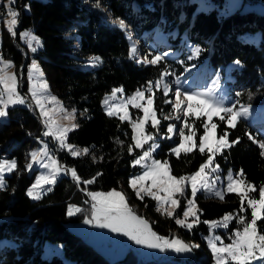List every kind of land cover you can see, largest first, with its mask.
I'll list each match as a JSON object with an SVG mask.
<instances>
[{"label": "trees", "instance_id": "obj_1", "mask_svg": "<svg viewBox=\"0 0 264 264\" xmlns=\"http://www.w3.org/2000/svg\"><path fill=\"white\" fill-rule=\"evenodd\" d=\"M211 1L218 5L223 2ZM243 1L264 5V0ZM96 3L97 0H15V6L20 8L16 30L10 33L2 28L0 54L12 61L21 81V92L25 93L27 63L33 56L43 70L49 89L65 106L75 109L77 127L67 132L65 141L80 152L73 156L63 147L56 156L59 164L73 168L79 183L65 174L39 199H30L26 187L32 181L34 170L26 171L29 151L37 145L39 138H46L48 144L51 138L42 135L37 114L30 104L6 107L5 119L0 121V157L13 158L17 167L4 176V187L0 189V264H65L56 254L49 257L41 254L44 240L62 243L63 256L74 260L75 264H135L125 258L109 262L64 223L82 216L81 211L74 216L66 213L69 201L83 202L86 198L84 190L120 188L137 168L130 163L138 149L133 146L129 121L121 120L115 114L108 115L101 106L102 96L113 86H121L128 93L150 83L153 106L159 117L158 128L162 132L167 122L162 116L171 113L173 107L172 103L165 102L166 95L155 82L167 66L179 74L183 66L192 61H207L215 70L237 60L240 66L232 70L230 92H239V96L233 95L242 103H264V10L236 8L222 14L216 7L196 10L194 0H100V6L95 7ZM112 19L123 20L149 56L165 49H173L177 55H162L163 59L156 64L137 62L130 58V45L124 30ZM154 29L164 34L166 42L154 41L147 46L146 41L152 38ZM21 30H28L38 37L40 43L34 47L36 51L29 49ZM172 30H175L174 34L170 33ZM253 31H259L257 41L246 36ZM187 40L201 49L200 54L190 60L185 58L186 54H192L185 44ZM89 55L99 57L100 61L95 66H84ZM24 59L26 62L22 64ZM188 119L193 120L198 137L203 130L202 119L189 116ZM213 120L217 124V134L227 133L231 145L222 147L213 161L223 171L228 168L242 171V179L256 187L257 191L251 193L256 196L260 185L264 184V156L258 146L263 138L264 123L240 118L236 126L231 127L219 117L215 116ZM151 128L147 123L146 130ZM159 141L154 156L167 161L173 175L196 170L209 155L207 151L201 154L197 146L192 152L173 153L171 148L177 135L171 139L165 136ZM84 149H88L87 153ZM87 181L93 182L85 183ZM239 197L236 192L226 193L223 199L197 192L194 198L200 222L193 225L191 233L175 226L167 215L153 210L152 201L148 205L155 222L148 221L152 231L156 228L171 235L184 234L204 245L202 234L208 232L204 222L209 219L234 213L229 226L220 230L230 233L232 228L242 226L237 222L238 216H243L245 221L251 217L245 201L246 211H240ZM182 204L181 201L179 207ZM257 227L260 234H264V220H258ZM166 256L169 260L161 264H185L187 261L186 256ZM193 256L194 262L188 264H213L208 250L203 256ZM142 264L160 263L154 260Z\"/></svg>", "mask_w": 264, "mask_h": 264}, {"label": "rangeland", "instance_id": "obj_2", "mask_svg": "<svg viewBox=\"0 0 264 264\" xmlns=\"http://www.w3.org/2000/svg\"><path fill=\"white\" fill-rule=\"evenodd\" d=\"M194 1L196 2V10H209L213 7H216L217 11L219 13H222V14H226L228 12H231V11L235 10L236 8H240V10H242V11L251 10V9H256L258 11L264 10V5H262L258 2L248 3V2L243 1V0H223L221 5L213 3L211 0H194ZM14 3H15V0H14ZM14 3L11 5V7L19 15L20 8L15 6ZM7 4H8V0H0V42H1L2 28L6 29L8 32H10L9 26H10L11 17L8 15L7 7H5V5H7ZM23 8H26V5H24ZM118 20H120V19H112V21H118ZM17 21H18V18H17ZM17 25H18V22L15 26H13V31H11L10 33L15 32ZM170 33L174 34L175 30L170 31ZM20 34L24 38V41L28 45L30 50L32 48H34L35 46H37L36 39H38V37L34 33L30 32L28 30H21ZM124 35L126 36L127 40L129 41L130 50L133 47H135L137 49V52L134 54V58L136 60L145 63L144 62L145 58L150 61L153 59L154 56H156V54L149 56L145 51L142 50V48L140 47L138 37L135 36V34L133 32H131V30L129 28H127V26H126V29L124 30ZM151 35H152V38L148 39L146 41L145 45H147V46L152 45V43L154 41H157L159 39L157 36H159L164 41V43L166 42V39L164 38L165 36H163L164 34H161L160 31H157L156 29L152 30ZM246 36L248 37L249 40L257 41L259 38V31L249 32L246 34ZM185 44L187 46H189V50L191 51V53H192V49L199 48V46L197 44L191 43L188 40L185 42ZM164 53L167 56L177 55V52L173 49H165ZM91 57H93V56L89 55L86 58V61L83 64L84 66H88V65L95 66V64H92L89 62ZM0 61L11 62V66L7 67L5 69V74L7 76H10V77L11 76L16 77V81L18 84V89H17L18 94L24 99L25 103L30 104V106L32 105L31 109L34 108V110L38 116H43V119H40V121H39L40 126H41L42 135H44L45 132H48L51 129V134L48 136H45V135L44 136L48 137V138L50 137L54 142H56L58 145H60V141L56 138L59 135V130L64 129V128H70L71 129L72 124L76 125V121H75L76 113L75 112L73 113V110H75V109L73 107L65 106L62 103V100L49 89V86L46 82L43 70L41 69L37 58H35L33 56L29 57V61L27 63L26 74H25L26 88H25L24 94L21 92V81L19 80V77L17 76V74L14 71L12 61L9 58L3 57L1 54H0ZM33 62H35L36 66H37L36 69H32ZM236 62H237V60H231L222 66H218L217 68H215V70L213 71V73L211 75H210V67H208V64L205 65L204 63H201V62H199V63L198 62H190V63L186 64L184 69H183V72L181 74L175 73L172 69L169 68V66H167L163 70V72L161 73L160 81H162V82L159 83L160 84L159 85V84H157V82L159 81L158 80L155 82V85L157 87L159 86L162 93H164V94H165L164 84L168 85L169 91L167 94H165L166 95L165 102L167 101L169 103H172V105L176 102L175 93L177 90H180L181 92H188V93H192V92L209 93V90L211 89V90H213L210 93L212 98L216 99L217 101L222 100V102L225 106H233L234 105L236 110H239L241 107H248L249 108L248 114L244 117H241V118L247 119V120L252 121V122L264 123V103H260V104H252V103H247V102L242 103V102H239V100H237L236 96L233 95L232 92H230L231 79L233 77L232 70L234 68H238L240 66V64H237ZM0 67H3V63H0ZM165 72H167L166 76H164ZM162 77H163V80H162ZM187 79H191V81L188 85L185 84ZM206 79H207V81H205ZM9 83H11V82L9 81ZM45 83L47 84V88H44L42 86ZM150 85L151 84L148 83L144 88H137V89H135L131 92H128V93L124 92L121 86H113L109 91L104 93V95L102 96L101 106L105 112L108 113L109 111H111L113 114L118 115L119 117L127 114L128 118L125 120L129 121V123L131 125V129H132V123L131 122L136 121L137 119H144L145 113L143 111V108L133 107L132 103L129 102V98L133 97V95L137 92V90H141L144 92V96L142 98L137 97L136 103H140L141 105H143V107H147L148 106V99L151 98L152 99V108L155 111L154 106H153V89H152V86H151V91H148V88ZM114 89H121L122 91H118L115 93V95H113ZM33 92H35V94H36L35 98L33 97V94H32ZM0 93L3 94V99L5 101H7L8 100V94H7L3 84H0ZM53 97L55 98L54 100L52 99ZM13 98H15V97H13ZM181 99H183V97H181ZM37 100L40 101L39 105L36 103ZM105 101H107V102L105 103ZM17 104H19V103H17ZM10 105H14V104H9L8 106H10ZM0 106H2V105H0ZM181 107L186 108V103L184 105H182ZM42 111L44 114H42ZM155 113H156V111H155ZM69 114H73L74 119H65V116H67ZM165 114L166 115L162 116V117L164 118L167 116V117H169V119H167V122L165 123V127H164L163 132L159 130L158 126L154 128L152 126V120H151V118H149L145 122L144 132L139 133L137 136L138 139H143V137L151 134L153 136V140L148 141V143L143 144L142 148H137L136 142L132 139L133 140V146L135 148H137L138 151L133 154V156L130 160L131 165H134L133 161L136 160L138 157L142 156L144 151L149 150V148L151 147L153 142H155L157 145H159V142H160L159 139L162 137L166 136L167 139H171L172 136L177 135V141L173 144L171 150L178 148V146L181 143V137L179 135V129L184 127L185 123L191 124L193 129L196 131L194 124H193V120L188 119V117L185 118L182 111L177 112V111L172 110L171 113L167 112ZM177 115L180 116L179 120L174 118ZM189 117L194 118L195 116H189ZM200 118L202 119V127H203V123L207 122V116H202ZM213 118H212L211 123H215ZM4 119H5V116L0 117V121H2ZM156 119L159 120V117L157 116V114H156ZM225 121L227 123L226 119H225ZM147 123H149L152 126V128L150 130H146V124ZM169 124H172L175 126V130L173 133L168 132V125ZM262 131H263V138L261 139V141L258 142V146L260 145V143H264V127L262 128ZM187 134H188V129H185V135H187ZM203 134H204V128L200 132L199 136H201ZM199 136L194 137V142L198 148H199ZM220 136H224V135H218L216 132L215 133V140H218ZM132 137H133V129H132ZM225 139H226L227 143L229 144L226 137H225ZM49 144H48V141L46 140V138L45 139L39 138L37 145H35L29 151V159H28V162L26 164V171L28 173H31V171L34 170V175H33L31 183L26 187V194L28 193V190L30 188H32V186L34 184H36V182L38 180H40V185L35 189V191L39 192L40 196H42L44 193L48 192L54 183L44 184L43 180H41V177H50L52 170L56 167H59V169H60L59 173L56 176V180L60 176L65 175V174L72 176L71 171H68V170H73V168L72 167H66L65 168L63 164H59L56 155L51 151V148H50L51 144L50 145ZM65 144L72 146L71 150H69L67 147H64L65 149L69 150L70 152H72V151L80 152V150L76 149V147L74 145H72L71 143H68L65 141ZM213 145H214V147L216 146L215 141H213ZM190 146H191V144L185 145V147H190ZM259 148H260V146H259ZM181 150H183V149H181ZM260 150H261V152H264V149L260 148ZM33 152L39 153V155H38L39 163L32 161V157L30 154ZM173 153H176V152H173ZM207 158H208V156L200 164V166L207 161ZM152 159L159 160V161H161L162 164L165 161V160H162L160 158L155 157L154 151H153L151 154V157L147 158L144 162H142V164L146 163L148 165H151ZM5 161L12 162V161H14V159L9 158V157H5V156H1L0 162H5ZM53 161L56 162L55 165L52 163ZM30 163L33 165L31 169H29L27 167V165ZM142 164H136L135 165V166H137V168L135 169L134 172H131L127 176L126 184H122L120 188H110V189H106V190L95 189V190H89L88 192H86L87 190H84L83 196L90 199L91 202L89 204H85L84 199L82 200L83 202L69 201L67 203L66 213L68 214L69 207L73 206L74 209L75 208L80 209L82 216L79 219H73L72 218V219L66 220L64 222L66 227L72 233L80 236L83 240L91 243L92 246L96 250H98L100 252V254L102 256H104L109 262H113V261H117V260L125 258V260L128 261L129 263L134 262L135 264H142V263L149 262V261H154V260L157 261V259L159 257L168 258L166 256V254H168L171 256H173V255H178L180 257L186 256L187 261H185V264H188L189 262H194L195 259H194L193 255L203 256L206 253V251L208 250L212 255L213 264H215L213 254H212V252L209 248V245H208V240L218 236V237H220V240L216 241L217 246H220L221 242H223L224 244L231 243V240L235 238L234 232L237 230L242 231L243 225L240 228L239 227L232 228V231L230 233L229 232L222 233L220 230L224 231L225 227H216L214 229H210V223H207L208 232L205 234H202V239L204 241V245H202L198 241H193L190 238L185 237L184 234L177 235V234L173 233L171 235L169 233H162V232L158 231L156 228H154L155 233H157L160 236L169 237V238L178 237L181 241H183L186 244H189V245L195 244V245H199V247L194 248L191 252H185V253H176L172 250H167L165 252L158 253L157 256L155 258H153V260H152V259H148V258L144 259L140 255L141 252H140L138 246L136 245L135 241L130 239L129 236L125 235L123 231L114 232V231H112V229L110 227H100L99 223L96 220L92 219V204L94 203V201L91 199V197L88 195V193H94V192L107 193V192H110L112 190H115L117 192H120L125 197V202L127 203L128 207L132 210V212L134 214L138 215L139 217L143 218L144 220H151L152 222H155V218L151 214V210H150L151 208L148 205V203L150 201H152L153 210L156 211L157 201L153 200L151 196L145 195L143 192H141V196H143V199L138 198L136 195V192L138 190H140L141 185L137 184L136 189H133L129 183V181L131 179H133L135 176L143 175V172L146 169L142 166ZM217 165L218 164L213 161L212 164L208 165V168L205 171V175L208 178V183H209V186L212 188V191H206L204 189H200L198 192H201L202 194H204L206 196H209V195L216 196L215 191L222 189L224 192V195L226 193H228L229 191L227 190V184L229 181L227 180V177L229 174V170H232L233 178L235 180L238 181V180L242 179V177L240 175H238L240 173L239 170L235 171L231 168H228L225 171H223L221 169V167L218 165L219 166L218 171H215V172L211 171L212 169L216 168ZM200 166L196 170H194L190 173L184 174V175H178L177 176V175L171 174L170 172H169V174L173 175L177 178H179L181 176H191L200 169ZM167 167H168V165H167ZM9 173L10 172L5 171L3 173V179H4V176L6 174H9ZM217 177H219L218 180H217ZM213 182H215V183H213ZM151 183H152L151 180L143 181L144 186H148ZM260 187H264V184L260 185ZM152 190L154 192L156 191V189H152ZM243 191H244V186L241 185L240 189L236 193H239L241 195ZM159 195L164 196V193L160 192ZM253 197L259 199V191H258L257 195L253 196ZM173 198L177 199L179 201V205H180L181 201L183 204L181 207H179V206L176 207L173 216L170 218L173 220L175 226L180 227L183 230H188L186 227H181V226L177 225L176 219H182V220L185 219L183 213L185 211V208L187 207V201L189 199L194 200L195 209H197L195 198L192 196L191 182L190 181L186 182V190H185L184 196H180V194H176ZM30 199L35 200L31 197H30ZM245 202L247 204V200H245ZM165 207H167L169 211H172V208L170 205H165ZM250 211H251V209H250ZM79 212H74V214L71 216H74V215L78 214ZM158 213L161 214V212H158ZM229 214L232 217L235 215L234 213H230V212L224 213L222 216H220L218 218L209 219L207 222L222 221V219L226 215H229ZM161 215H166V214H161ZM239 217L240 216H238V218ZM85 219H88L91 222L90 223H84ZM195 219H196V217L189 216L186 219V223H193V221ZM250 220H251V217L246 222H250ZM100 222L101 223L103 222L102 218H101ZM195 224L196 223H193V225H195ZM174 231H176V229H174ZM188 231L191 233L190 230H188ZM119 241H120V243H119ZM127 243L129 244L128 246L126 245ZM41 252H42L41 254L44 257H49L51 254H56L63 259L65 264H75L74 260H71V259L63 256V244L60 242H52L49 240H44L42 243ZM257 255H258V253H257ZM133 257L135 258V260H133ZM157 262H159L161 264V263H164L167 261H163V262L157 261ZM253 264H261V261L255 260V261H253Z\"/></svg>", "mask_w": 264, "mask_h": 264}, {"label": "snow or ice", "instance_id": "obj_3", "mask_svg": "<svg viewBox=\"0 0 264 264\" xmlns=\"http://www.w3.org/2000/svg\"><path fill=\"white\" fill-rule=\"evenodd\" d=\"M14 3V0H8V4L5 5L8 9V15L11 17L9 31H13V26L17 24L18 13L14 11L11 5ZM95 7L100 6V0H97V3L94 5ZM114 24H118V27L121 30L126 29V25L123 20L113 21ZM36 43L39 44L40 41L36 39ZM32 51H36L35 48H32ZM201 49L194 48L192 49V55L189 57L198 56L200 54ZM137 52V49L133 47L130 51V58H134V54ZM163 59L162 56L156 55L153 57L152 60H147L145 58V63L156 64ZM100 61L99 57H91L90 63L95 64ZM140 62V61H137ZM3 67H0V84H3L5 90L8 94V100L5 101L3 99V94L0 93V117L5 116L6 107L9 104H23L25 103L24 99L18 94V84L16 81L15 76H7L5 74V69L11 66V62H2ZM237 64L240 62L237 61ZM36 64L33 62L32 69H36ZM31 71V70H30ZM167 75V72L164 73V76ZM163 80V77H162ZM9 81L11 83H9ZM162 81H158L157 84L161 83ZM44 88H47V84L42 85ZM122 91L121 89H114L113 95L116 92ZM148 91H151V85L148 88ZM164 91L165 94L168 93L169 88L167 84H164ZM213 90H209V93H188V92H181L177 90L175 93L176 102L172 105L173 110L183 112L185 118L188 116H195L197 118L202 116H207V122L203 123L204 134L199 136V151L203 154L205 151L209 153L207 161L200 166V169L195 172L191 176H181L179 178L170 175V169L167 167L168 162L164 161L163 164L159 160L152 159L151 165L146 163L142 164L147 158L151 157V154L158 145L153 142L151 147L148 151H144L143 155L138 157L136 160L133 161L134 165L142 164V166L146 169L143 172V175H137L133 179L129 181L131 187L136 189L137 184H140V190L136 192L138 198L143 199L141 196V192L145 195H149L152 197L153 200L157 201V212H161V214H166L169 217H172L176 207L179 206V201L174 199L173 197L176 194H180V196L185 195L186 190V182H191V189H192V196L196 197L197 192L200 189H204L206 191H212V188L209 186L208 178L205 175V171L208 168V165L213 163L214 156L220 152L222 147H230L231 145L227 143L224 136H220L218 140H215V133L217 129L216 123H211L212 118L214 116L219 117L221 121L227 120V124L231 127H235L238 120L241 117H244L248 114L249 108L248 107H241L239 110L235 109V106H225L221 101H217L216 99L212 98L210 93ZM33 97L35 98V92L32 93ZM237 96L240 93H236ZM144 96V92L141 90H137V92L133 95V97L129 98V102L132 103L133 107L135 108H143L145 113L144 119H137L132 123L133 129V137L132 139L136 142L137 148H142L143 144L148 143V141L153 140V136L151 134L143 137V139H138L137 136L139 133L144 132V125L146 120L151 118L152 126L155 128L159 125V120L156 119V113L152 108V99H148V106L143 107L140 103H136V98H142ZM15 97V98H13ZM183 97V99H181ZM55 99L54 97L52 98ZM107 101H105L106 103ZM167 102V101H166ZM36 103L39 105L40 101L37 100ZM186 103V108H182L181 106ZM75 110H73V113ZM223 113V114H222ZM42 114L43 111H42ZM108 115H113L111 111L108 112ZM127 114L121 116V120L127 119ZM165 119H169V117H164ZM175 119L179 120L180 116L177 115L174 117ZM65 119H74L73 114H69L65 116ZM77 125L72 124L71 128H75ZM185 129H188V134L185 135ZM70 128H64L59 130V135L56 137L60 141L61 147H67L69 150L72 149L71 145H66V134L70 131ZM175 130V126L172 124L168 125V132L173 133ZM51 134V129L48 132H45L44 135L48 136ZM179 135L181 137V143L178 148L172 149L173 152L177 154L181 149H183L186 153L192 152L193 148L196 147L194 142V137L197 135L196 131L193 129L191 124L185 123L184 127L179 129ZM252 139V137H249ZM213 141H215V147L213 145ZM238 141H233L232 143H237ZM256 142L255 140L253 141ZM186 144H191L190 147H185ZM260 148L264 149V143H260ZM88 149H84V152L87 153ZM131 152V147L129 148ZM71 154L73 156L79 155V152L72 151ZM32 157V161L39 163L38 155L39 153L33 152L30 154ZM261 155L264 156V152H261ZM54 165L56 164L55 161L52 162ZM32 164H28L27 167L29 169L32 168ZM17 167L16 162H0V189L4 187V179L3 173L5 171L11 172L13 169ZM219 166L217 165L216 168L212 169L211 171L215 172L218 171ZM59 167H56L52 170L50 177H41L44 184H52L55 183L56 176L59 173ZM71 171L72 177L77 180L79 183V178L74 170ZM238 175L243 176V172L239 173ZM219 177H217V180ZM151 180V184L148 186H144L143 181ZM229 181L227 184V190L229 192H237L240 189V186H244V191L240 195L239 199L241 201V208L240 211H246L244 208V201L247 200V206L251 209V220L250 222H246L243 216L239 217L237 222L243 225V230H237L234 232V239L231 240V243L224 244L221 242L220 246H217L216 241L220 240V237H214L208 240L209 248L213 254V258L215 260V264H229L230 261L235 262V264H253V261L260 260L261 264H264V234H260L257 221L264 220V187H260L259 191V199L251 196L252 192L257 191L256 187L252 184L247 183L245 180H235L233 178L232 170H229V174L227 177ZM93 181H87L85 183H92ZM215 183V182H213ZM40 185V180L36 182L28 190V196L33 199H39L40 193L35 191V189ZM152 189H156L154 192ZM163 192L164 196H160L159 193ZM91 199L94 201L92 204V219L96 220L99 223L100 227H110L112 231L119 232L123 231L125 235L129 236L130 239L134 240L138 245H144L147 248L151 249H158L160 252H165L167 250H172L176 253H185L191 252L194 248L199 247V245H189L181 241L178 237H163L152 231V229L148 226V223L143 218L136 216L132 210L128 207L127 203L125 202V197L115 190H112L107 193L103 192H94L88 193ZM215 195L223 199L224 192L223 190L215 191ZM165 205H170L172 211H169ZM79 208H73V206L69 207L68 215L71 216L74 212H79ZM185 219H176V224L181 227H186L188 230H191L193 227V223H199V217L197 216V210L195 209V204L193 199H189L187 201V207L183 213ZM189 216H194L196 219L193 223H186V219ZM101 218L103 222L101 223ZM232 219V216L226 215L222 221H213V222H204L210 223V229H214L216 227H225L229 226V221ZM91 221L85 219L84 223H90ZM258 253V255H257Z\"/></svg>", "mask_w": 264, "mask_h": 264}, {"label": "bare ground", "instance_id": "obj_4", "mask_svg": "<svg viewBox=\"0 0 264 264\" xmlns=\"http://www.w3.org/2000/svg\"><path fill=\"white\" fill-rule=\"evenodd\" d=\"M156 55H160V54H156ZM96 57V56H95ZM136 60V59H135ZM136 61H138V60H136ZM201 63H204L205 65H207L208 63L207 62H201ZM208 67H209V65H208ZM162 72H163V70H162ZM161 72V73H162ZM160 78H161V75H160ZM190 81H191V79H187L186 80V82H185V84L186 85H188L189 83H190ZM195 82V81H194ZM128 244V243H127ZM129 245V244H128ZM137 246H138V248H139V250H140V255L144 258V259H152V258H155L156 256H157V254L159 253V250H157V249H151V248H147V247H145L144 245H138V244H136ZM154 251V253H155V256H153V257H151V255L150 254H152L153 255V251ZM145 261V260H144Z\"/></svg>", "mask_w": 264, "mask_h": 264}, {"label": "built area", "instance_id": "obj_5", "mask_svg": "<svg viewBox=\"0 0 264 264\" xmlns=\"http://www.w3.org/2000/svg\"><path fill=\"white\" fill-rule=\"evenodd\" d=\"M31 106H32V105H31ZM37 117H38V120H39V121H40V119H43V116H38V115H37ZM49 143L51 144V146H50L51 151L57 156L58 153H59V151L62 150V147H59V146L57 145V143L54 142V141L51 140V139H49ZM90 202H91L90 199H88V198H84V203H85V204H89Z\"/></svg>", "mask_w": 264, "mask_h": 264}, {"label": "water", "instance_id": "obj_6", "mask_svg": "<svg viewBox=\"0 0 264 264\" xmlns=\"http://www.w3.org/2000/svg\"><path fill=\"white\" fill-rule=\"evenodd\" d=\"M26 61H25V59L23 60V63L22 64H24ZM136 215V214H135ZM136 216H138V215H136ZM147 221V223H148V226L151 228V224H150V222L148 221V220H146ZM152 229V228H151ZM120 243V242H119ZM127 246H128V244H126ZM158 250V249H157ZM153 251V250H152ZM159 253H161L160 251H159ZM151 255V257H153V256H155V253H154V251H153V255L152 254H150ZM152 260H153V258H152ZM169 260V258H166V257H164V258H162V257H159L158 259H157V261H168Z\"/></svg>", "mask_w": 264, "mask_h": 264}]
</instances>
